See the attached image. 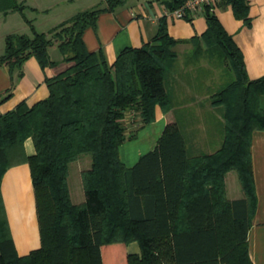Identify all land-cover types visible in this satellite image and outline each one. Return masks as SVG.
Wrapping results in <instances>:
<instances>
[{
  "label": "trees",
  "instance_id": "16d2710c",
  "mask_svg": "<svg viewBox=\"0 0 264 264\" xmlns=\"http://www.w3.org/2000/svg\"><path fill=\"white\" fill-rule=\"evenodd\" d=\"M127 0H105L78 12L54 28L39 32L25 14L27 4L0 0V12H20L32 34L10 33L0 67L14 73L35 57L44 69L65 65L45 78L49 95L29 106L25 101L0 114V264H106L110 247L137 241L141 255L128 254V264H253L249 230L258 197L252 166V134L264 130V76L251 79L242 50L215 12L204 9L207 29L201 36L170 35L166 15L158 32L141 47H126L110 64L103 50L90 51L87 29L100 13ZM248 26L249 0H225ZM184 0H172L173 10ZM191 43L197 58L218 57L228 67L226 82L210 97L223 124L220 147L192 155L182 126L168 123L156 147L128 167L121 145L153 122L156 106L174 108L172 73L179 43ZM57 46L62 59L51 56ZM32 138L35 154L26 155ZM90 153V168L81 171L85 200L71 196L70 164ZM30 166L36 197L41 247L21 256L13 239L1 182L12 166ZM236 170L243 198L227 197L225 175ZM172 256V260L169 256Z\"/></svg>",
  "mask_w": 264,
  "mask_h": 264
},
{
  "label": "crops",
  "instance_id": "0c3cea01",
  "mask_svg": "<svg viewBox=\"0 0 264 264\" xmlns=\"http://www.w3.org/2000/svg\"><path fill=\"white\" fill-rule=\"evenodd\" d=\"M19 1L27 4L26 0ZM171 1L127 0L113 11L100 13L96 27L87 29L84 34L87 48L92 52L103 50L108 62L113 64L124 48L141 47L153 39L158 32L160 19L168 8L167 3ZM31 7L40 10L39 6ZM213 11L242 50L249 77L256 79L264 76V0H249V15L252 18L250 26L235 17L233 7L227 1L220 2ZM11 14L16 16L13 12H0V21L6 22ZM20 18L24 24L21 28L29 30L25 19L21 15ZM166 20L170 35L177 39L201 36L207 29L203 11L188 19L167 16ZM30 30L22 33L31 35ZM8 34L2 35V39L5 40ZM54 47L51 46L50 49ZM194 49L191 43L184 42L175 47L178 58L171 86L174 108L164 112L157 105L155 120L137 129L135 136L121 145L120 157L126 166L135 165L142 155L153 150L166 125L174 121L182 126L190 154H210L220 147L223 138L222 117L211 104L210 97L226 82L228 67L223 62L214 63V59L207 56L197 58ZM54 59L60 60L62 55ZM65 67L59 65L43 69L35 57H30L23 65L22 77H19V70L15 71L12 95L0 103V114L14 109L22 101L32 106L46 98L49 89L45 78L57 74ZM3 68L7 67H0V93L12 85L10 74ZM260 102L264 107V94L261 95ZM24 147L26 155L35 154L32 138L25 140ZM251 153L258 206L249 230V253L253 264H264V130L253 131ZM79 172L81 177V170ZM225 185L229 199L244 197L236 170L226 173ZM77 186V203H81L85 200V192L84 189L81 190L79 179ZM1 191L17 251L21 256L27 255L41 247L36 197L29 164L23 162L10 167L3 176ZM70 191L74 201L71 187ZM24 197L30 201L28 206H24ZM128 254L141 255V247L137 241L112 245L106 264H128ZM172 258L169 256L170 260ZM161 261L168 264L162 258Z\"/></svg>",
  "mask_w": 264,
  "mask_h": 264
},
{
  "label": "rangeland",
  "instance_id": "374dc122",
  "mask_svg": "<svg viewBox=\"0 0 264 264\" xmlns=\"http://www.w3.org/2000/svg\"><path fill=\"white\" fill-rule=\"evenodd\" d=\"M26 2L28 5L25 9V14L33 21L36 29L39 32H46L54 28L61 22L71 18L80 11L92 9L96 6H99L100 4H102L101 6H105L104 0H26ZM35 5L39 6L40 10L33 9L31 7ZM13 13H16V16L11 14V16L6 19V22L0 21V57L5 51V40L2 39V35L4 36V34L8 33H22L30 30V28L29 30L21 28V25H24L20 18L21 13L17 11ZM50 51L53 58H58L61 55V52L57 46L51 48ZM213 59L214 63L221 62L222 60L218 57H213ZM3 70L7 74L9 73L8 68H3ZM91 164L92 156L90 153L81 154L78 160L70 164L69 185L72 188V192H74L73 198L74 202L76 203L78 202L77 197L79 195V189L77 186L78 179L81 190H83L82 179L79 176V171L87 169L89 166H91Z\"/></svg>",
  "mask_w": 264,
  "mask_h": 264
},
{
  "label": "built area",
  "instance_id": "2783aa9c",
  "mask_svg": "<svg viewBox=\"0 0 264 264\" xmlns=\"http://www.w3.org/2000/svg\"><path fill=\"white\" fill-rule=\"evenodd\" d=\"M222 1L225 0H184V3L179 7L170 10L166 9L165 15L174 18H191L193 14L204 12L206 6H210L213 10Z\"/></svg>",
  "mask_w": 264,
  "mask_h": 264
},
{
  "label": "bare ground",
  "instance_id": "6f19581e",
  "mask_svg": "<svg viewBox=\"0 0 264 264\" xmlns=\"http://www.w3.org/2000/svg\"><path fill=\"white\" fill-rule=\"evenodd\" d=\"M30 203L29 199L24 197V206H28Z\"/></svg>",
  "mask_w": 264,
  "mask_h": 264
}]
</instances>
